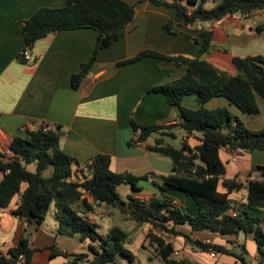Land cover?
<instances>
[{
    "label": "trees",
    "instance_id": "obj_1",
    "mask_svg": "<svg viewBox=\"0 0 264 264\" xmlns=\"http://www.w3.org/2000/svg\"><path fill=\"white\" fill-rule=\"evenodd\" d=\"M141 1L176 10L175 21L165 26L169 32L173 24L184 27H195L201 23L210 25L233 14L250 18L264 10V0H186V4L182 0ZM210 2L216 5L210 8ZM135 16L136 6L122 0H66L64 7L42 8L23 23L25 50L31 51L37 42L59 32L95 31L98 39L91 61L73 77V87L78 89L99 53L118 38ZM200 38L201 41L192 39L200 44V54L196 59L167 57L148 50L119 64L157 58L186 69L181 79L152 90L163 94L172 106L179 108L182 124L141 126L131 120L135 138L130 145L145 142L153 134L177 127L184 130L188 137H199L200 144L195 148L187 140L182 142L180 148L166 146L163 139L150 148L152 152L169 157L174 166L172 175L162 177L161 183L154 185L163 194L177 192L191 198L197 206L195 216L175 205L172 200L139 198L138 193L142 189L138 185L148 181L150 176L137 177L113 172L109 155H98L90 165L80 164L60 149V128L46 131L49 125L44 123L34 124L27 130L25 138H15L8 153L0 150V209L9 208L13 200L19 197L12 215L38 228L44 225L52 210L58 224L57 233L70 238L78 237L81 244L87 245V253L67 256L71 257L69 264H117L119 258L130 262L134 260L132 251L127 248L130 232L113 226L106 234L102 233L100 225L87 218L95 207L89 204L85 195L106 209H119L139 226L149 225L159 230L164 237H149L156 244L161 264H195L182 254L175 255L174 246L167 237H184L203 252L209 250L207 244L193 241L185 235L181 230L185 225L193 231L209 230L232 238H237L241 233L252 234L264 258V166L255 168L250 172L249 180L242 182L238 178L225 177L226 166L220 158V151L224 148L264 151V129H248L227 108L209 110L206 107L211 100L224 97L243 114L258 115V97L264 99V57L234 58L237 73L232 75L220 71L203 58L215 49L212 28L200 31ZM189 96L196 98L197 109L182 105ZM30 165L36 167L35 173L28 170ZM51 168L52 174L45 176V172ZM122 186H130L135 193L128 197V202L123 201L118 193ZM243 191L247 193L246 203L240 207L233 205L230 196ZM230 211H234L236 216H232ZM214 249L220 253H230L220 246H214ZM33 254L30 240L24 238L8 253L0 254V264H20L23 255L26 257L25 264H30ZM238 257L242 264H248L242 256Z\"/></svg>",
    "mask_w": 264,
    "mask_h": 264
},
{
    "label": "crops",
    "instance_id": "obj_2",
    "mask_svg": "<svg viewBox=\"0 0 264 264\" xmlns=\"http://www.w3.org/2000/svg\"><path fill=\"white\" fill-rule=\"evenodd\" d=\"M122 1L136 6L133 22L99 53L81 86L75 89L73 77L91 61L97 33L83 29L50 35L31 49L34 61L23 63L20 59L26 48L23 23L42 8L64 7L66 0H0V150L8 153L12 141L25 138L27 130L34 124L59 127L60 149L80 164H87L98 155H109L113 172L137 177L150 176L148 181L138 185L142 189L138 193L139 198L172 200L195 216L197 206L191 198L177 192L163 194L154 185L161 183L162 177L173 174L172 160L150 151L159 139L164 141V138L153 134L145 142L130 145L135 138L131 120L141 126L182 124L179 108L172 106L163 94L152 90L181 79L186 69L157 58L119 64L148 50L167 57L196 59L200 54V44L192 39L201 41L200 31L198 26L173 24L169 32L165 26L175 21V9L141 0ZM182 2L186 4L187 1ZM215 5L214 2L208 3L210 8ZM210 25L215 49L203 58L220 71L236 75L234 58L264 57V10L250 18L233 14ZM258 104V115L243 114L224 97L211 100L206 107L209 110L227 108L248 129L260 131L264 129V99L258 97ZM182 105L189 109L199 106L193 96L186 97ZM177 133L182 142L187 140L192 148L200 144L199 137H188L180 127L160 134H172L171 138H176ZM220 158L226 166L225 177L238 178L242 182L249 180V174L255 168L264 166V151H245L237 161H233L232 150L224 148L220 151ZM126 187L125 202H128V197L135 193L130 186ZM244 192L230 196L233 205L246 203L247 193L244 195ZM84 197L95 207L87 215L91 222L98 223V219L91 216L100 214L108 217L111 214L110 211L101 212L100 209L105 207L97 205L93 198L88 195ZM18 202L15 207L0 209V246L5 253L24 238L30 240L34 249L30 264H69L71 257L67 256L87 253L76 251L73 244L78 237L70 238L57 233V222L56 226L47 229L44 225L38 228L15 218L12 211ZM230 214L233 216L236 213L230 211ZM98 224L102 229V224ZM185 235L202 243L210 240L214 246L230 252H218V256L212 258L209 251L203 252L184 237L168 239L175 252H188L195 264H242L239 255L248 264L264 263L252 234L241 233L237 238H232L209 230L191 229L190 235ZM81 245L87 249V245ZM122 261L117 264H122Z\"/></svg>",
    "mask_w": 264,
    "mask_h": 264
},
{
    "label": "rangeland",
    "instance_id": "obj_3",
    "mask_svg": "<svg viewBox=\"0 0 264 264\" xmlns=\"http://www.w3.org/2000/svg\"><path fill=\"white\" fill-rule=\"evenodd\" d=\"M155 5V4H154ZM179 133H177V137L176 138H171L168 137L167 135H162V137L164 138V141L166 142V146H172V147H180V145L182 144V139L180 137V135H178ZM160 135V133H159ZM28 170L31 172H36V167L34 165H30L28 167ZM53 172V169H49L45 172V176H50ZM128 190V188L126 186H122L121 188L118 189V193L120 195V197L124 200L127 201V196L125 195V191ZM132 190V189H131ZM129 190V193H132V191ZM244 195H246V192L242 193ZM19 197H16L11 206L15 207V204L18 202ZM245 200V199H244ZM243 204H238V207L242 206ZM99 209V208H98ZM101 212H108L110 211L111 214H109L108 217H103L104 215H95V216H91L92 218H97L98 219V223L102 224V229L101 231L104 232V234L107 233V231L113 227V226H117V227H121L124 230L130 232V236L131 239L127 245V247L132 251L133 255H134V260L133 262H130L127 259L124 258H120L118 259L117 262H121L122 260V264H151L149 262V260L152 262V264H161L159 262V258H158V250L156 247L155 242H153V238L149 237V236H157V237H164L163 234H161V232L159 230L153 229L152 227H150L149 225H143V226H139L137 225V223L131 219L129 216L122 214L119 209H106V208H102L100 209ZM53 211L51 210V212L48 215V218L44 224L45 228H51V226H56V220L54 217ZM104 223V226H103ZM181 230L190 235L191 229L190 226L185 225L184 227L181 228ZM172 237H167V239H170ZM75 240V239H74ZM77 242H75L73 245L76 246L75 248H77L76 251L79 252H88V250L82 246L78 239H76ZM153 242V244H152ZM146 255V256H145ZM181 255V254H179ZM182 256H185L188 259H191L190 255L188 254V252H183ZM149 260H148V258ZM176 257H180V256H176Z\"/></svg>",
    "mask_w": 264,
    "mask_h": 264
},
{
    "label": "built area",
    "instance_id": "obj_4",
    "mask_svg": "<svg viewBox=\"0 0 264 264\" xmlns=\"http://www.w3.org/2000/svg\"><path fill=\"white\" fill-rule=\"evenodd\" d=\"M207 29H210V25L208 23H201L198 25L199 31L207 30ZM20 59L23 63H32L34 61L29 49H26L23 51V53L20 56ZM54 128L55 127H53V126H47L46 131L53 130ZM231 150H232V160L233 161H237L245 152L244 150H233V149H231ZM90 164H92V161L89 162V165ZM174 204L177 205L176 202H174ZM233 216H236V214H234ZM205 244H207L210 247L208 250L209 255L212 258H216L218 256V252L214 249V245H213L212 241L207 240L205 242ZM0 254H6L4 248L1 246H0ZM175 255H179V253L175 252ZM25 263H26V257L23 255L20 257V264H25Z\"/></svg>",
    "mask_w": 264,
    "mask_h": 264
},
{
    "label": "water",
    "instance_id": "obj_5",
    "mask_svg": "<svg viewBox=\"0 0 264 264\" xmlns=\"http://www.w3.org/2000/svg\"><path fill=\"white\" fill-rule=\"evenodd\" d=\"M119 201L117 200V203H118ZM124 206V205H123ZM125 207V206H124Z\"/></svg>",
    "mask_w": 264,
    "mask_h": 264
}]
</instances>
